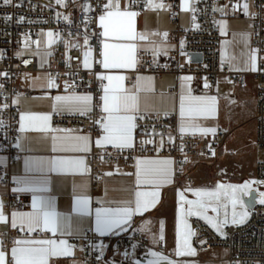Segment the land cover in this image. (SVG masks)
I'll return each instance as SVG.
<instances>
[{
  "label": "snow or ice",
  "instance_id": "snow-or-ice-1",
  "mask_svg": "<svg viewBox=\"0 0 264 264\" xmlns=\"http://www.w3.org/2000/svg\"><path fill=\"white\" fill-rule=\"evenodd\" d=\"M73 3L76 0H72ZM190 0H184L181 7L183 10H189ZM12 0H3L4 5H9ZM57 5L62 7L68 6V0H55ZM135 0H125L122 4L121 0H101L99 13L95 19L88 16L92 12L93 6L90 3L80 5L82 12L85 14L83 31V41L80 42V33L77 32L76 38L63 40L65 53L64 63L70 70L63 74L45 73L43 75L32 76L25 73V79L30 81V87L40 89L43 95L36 97L40 100L51 101V112L49 113H21L19 116V130L21 132L37 131L43 134H52L53 152H71L83 155L59 156L49 160H32L24 161L25 170L27 172H57V173H88L90 167L87 164L86 154L92 151L93 146L103 150L107 155L108 147L123 154L127 151L129 154L137 150L146 151V145H154L153 151H159L165 147V141L162 133H156L153 128L152 133L147 134L149 138L142 139L137 145V130L142 127L139 121L148 118L154 107L149 103L150 99L156 95L154 78L151 76H143L136 74L134 77L127 75L128 72H137L140 58L137 55V41L147 39L146 33L137 32L136 17L138 12L131 10ZM149 7L165 8L163 3H154L153 0H146ZM193 12L195 8L191 9ZM244 13L249 14V4H243ZM223 13V8L214 9ZM57 19H63L68 24L73 21L70 15L56 13ZM11 19V17H7ZM195 20V17H193ZM24 21L20 17L18 23ZM89 26L94 27L96 31L89 33ZM79 27V26H77ZM195 27H199L195 25ZM221 32L223 33L226 24L221 22ZM167 33H163V37L167 38ZM38 36H46V47L51 48L53 44L61 39L59 32L48 31L47 33H39ZM93 37L99 40L98 48H93L90 41ZM183 43V42H182ZM36 46V51L31 52L33 56L40 57V67L44 68L48 64L49 58L53 55L52 51H40L41 40H32L25 34L23 41V50L16 53L17 57L25 54V51ZM72 49H78L80 56L73 57L69 55ZM151 51L153 55V63H156V57L163 51L166 54V48L153 44L151 48L145 49ZM96 52L97 56L93 53ZM3 54L0 53V58ZM78 61L77 70L71 71L72 61ZM257 57L255 50L249 56V70L257 71ZM23 63L28 65L30 60H24ZM99 67L103 71H95V67ZM83 68L92 73L95 80L99 81L98 102L94 104V96L91 92H77L78 83L75 77L79 76V69ZM61 75L73 77L71 80H64L63 85L59 83ZM7 72H0V77H7ZM193 79L191 76L181 78V93L179 96V125L178 131L181 137L184 133L192 129L194 132L199 131L202 136L209 133L216 134L215 127H202L194 123V118L213 117L217 113V98L214 96H195L188 87V82ZM126 82H130V85ZM63 87V92L52 95L54 89ZM204 87H209L205 79ZM4 84L0 83V94ZM163 95V94H161ZM22 95L18 94L12 100L13 105H18ZM9 104H0V109H7ZM95 108H99L100 116L94 120V125L99 129V135L93 139L88 134H77L78 129H60L53 128L51 121L53 115H80L88 116ZM167 115V112L164 113ZM157 113V119H159ZM190 118V119H186ZM4 121L0 120V127H3ZM62 133V135H60ZM159 135L161 138L156 141L154 137ZM174 138L169 133L168 144L171 145ZM20 145H17L19 147ZM212 155H215L211 145L208 146ZM180 151L183 152V144L180 145ZM101 163H104V156L99 157ZM174 161L171 158H153L140 156L135 158L134 172L129 175L134 176V199L119 202L122 206L115 208H96L95 209V232L101 236L109 233L116 234L117 231H127L126 226H131L133 217L143 215L150 209L154 208L159 202L160 191L162 187L173 183L174 177ZM119 171V169H117ZM179 171H183L181 167ZM106 175H112L111 172ZM16 183L21 185L13 189L14 192H31V211H12L6 214L5 205L0 199V225H6L10 230H18L28 233L26 238H13L10 250L5 244L7 233L0 232V264H55V260L59 258H74L76 245L69 243L68 239L60 238H32V233H51L53 237L59 234L60 237H83L82 229L74 224V215L78 218L91 216L90 198L87 195H76L73 200L70 213H60L56 210L55 199L50 196L38 195V193H46L49 191L47 179H17ZM264 184V181H246L243 184H223L217 183L214 188H185L178 190L179 195V214L177 229V245L174 254L177 257H194L197 250L191 244V238L196 233L190 228L187 217L197 216L209 224L217 233L225 235L222 231L223 227L229 223V213L227 211L231 206V224L239 225L248 218V206L245 204L243 197L249 196L254 190V184ZM142 186H151L152 191H142ZM192 192L196 197L195 200H189L185 196V192ZM258 202L264 205V191L258 192ZM251 203V202H250ZM185 205L187 206L185 208ZM244 209L237 211V207ZM217 213L216 217L207 215L208 209ZM224 209L223 219H219L220 209ZM74 214V215H73ZM149 221H144L141 231L148 228ZM163 221L160 223L159 237L153 236V243H159L164 240ZM206 241H201V245ZM101 256L103 254V245H94ZM135 248V245H133ZM83 249H81L82 251ZM10 254V259H9ZM153 259L148 264H190L188 261H176L159 252H150ZM100 259V256L97 257ZM73 264H76L73 259ZM135 264H140L137 260Z\"/></svg>",
  "mask_w": 264,
  "mask_h": 264
},
{
  "label": "built area",
  "instance_id": "built-area-1",
  "mask_svg": "<svg viewBox=\"0 0 264 264\" xmlns=\"http://www.w3.org/2000/svg\"><path fill=\"white\" fill-rule=\"evenodd\" d=\"M167 3L168 16L174 25L172 38L177 43L174 51L167 53L163 59L156 57V63H153V55L149 51H139L137 53L140 58L137 72H147L153 74L175 73L180 75L183 73L194 76L193 91L198 94L215 92L219 79L222 74L233 81L239 89H243L246 85L247 75L244 72L233 71L225 61L221 59L219 52L220 33H219V13L214 11L220 5H228L236 12L242 13L243 4H249L250 15L253 19V49L258 55V68L254 72L258 78L256 87L257 110H256V126L254 133V144L264 153V0H193L191 10L190 24L187 28H182L179 21L180 0H161ZM101 0H68V6L62 7L55 3V0H12L9 5H4L0 0V49L3 54L0 58V72H7V77H0V83L4 84L2 94H0V104L7 103V109H0V120L4 121L3 127H0V153L7 155L8 163L12 164L16 161H22L25 153L20 149L21 131L19 130L20 107L13 105L12 100L18 94L29 95V91H23L18 85L19 77L27 71L39 70V56L31 55V52L25 51L21 57H17L16 53L23 50L22 40L27 34L32 40L40 39L38 36L42 31H53L61 34V39L52 45L48 51H52L53 55L49 58L48 64L41 68L47 73H65L70 71L64 63L65 48L63 40L76 38L77 32L80 33L79 39L83 41V31L85 14L82 12L80 5L90 3L93 11L87 15L93 19L99 13ZM146 0H135L131 10L138 13L143 12L147 8ZM70 15L73 23L70 25L63 19H57L56 13ZM11 19H7V17ZM20 17L24 18L22 23H18ZM195 17V20H193ZM198 25L199 27H195ZM79 26V27H77ZM89 33L96 31L94 27L89 26ZM183 42V43H182ZM93 48H98L99 40L95 37L90 41ZM32 51H36V46L32 45ZM198 53L201 59L192 61L191 55ZM69 55L73 57L80 56L78 49H72ZM97 56V53H93ZM185 56L190 62L183 63L181 57ZM24 60H30L31 63L25 65ZM75 59L72 61L71 71L77 70ZM95 71H103L99 65ZM133 73L132 74H136ZM73 77L61 75L58 81L63 85L64 80H71ZM78 83L77 92H91L94 96V104L98 102L99 81L95 80L92 73L79 69V76L75 77ZM205 79L209 87L205 88ZM63 88V87H62ZM149 114L148 118L139 121L142 125L137 130L136 141L149 138L147 134L152 133L155 128L156 133H162L168 136L169 133L174 138L173 144L169 145L168 141L165 147L159 152L153 151L154 145L149 144L145 147L146 151H135L129 154L125 151L123 154H117L114 149L108 147L107 155L101 149H93L87 155L90 165V179L92 189H97L104 180L107 164H116L123 167H131L134 165L135 158L140 156H150L162 154L171 157L175 162V178L178 185L184 188H192L196 185V180L192 172L203 163H212L217 159L224 157V145L229 137L230 130L220 125L217 127L215 135L209 133L202 136L201 133H184L178 131L179 116L177 113H159ZM100 116L99 108H95L88 116L80 115H53L52 123L55 125H75L81 132L90 133L92 136L99 134V129L94 125V120ZM159 135H156L157 137ZM183 144V152L180 151V145ZM211 145L215 151L212 155L208 146ZM104 156V163H101L99 157ZM216 164V175L223 179L225 177L242 176L241 167L235 166V171L226 170V167H218ZM183 171H179L180 168ZM236 174V175H235ZM248 176L264 179V157L257 160L252 169L247 172ZM220 183L224 184L221 180ZM0 184L7 185L12 188L17 183L12 178L8 166L0 165ZM212 185V182H208ZM5 208L9 210L24 211L29 206L27 196L21 192H14L10 189L5 195ZM247 220L239 225L226 224L223 227L225 235L215 232L209 225L197 216L189 217L191 229L196 233L191 238L193 246L197 253H212L220 247L226 248L228 252V264H264V205L258 202L252 207H248ZM7 233L5 244L10 250L13 238H24L28 236L26 232L18 230H4ZM41 233H32L31 237L41 236ZM46 236H52L47 233ZM69 243L76 245V251L80 252L81 264H112L113 262H130L135 259L150 258V241L148 235L134 228L130 231L109 234L101 236L93 229H86L83 237L71 236L67 238ZM201 241H206L201 245ZM94 245H103V254L94 247ZM135 245V248H133ZM81 249H83L81 251ZM155 250L170 259L175 258L173 252L169 251L164 243L155 247ZM100 256V259L97 257ZM214 256V254H213ZM10 259V258H9Z\"/></svg>",
  "mask_w": 264,
  "mask_h": 264
},
{
  "label": "crops",
  "instance_id": "crops-1",
  "mask_svg": "<svg viewBox=\"0 0 264 264\" xmlns=\"http://www.w3.org/2000/svg\"><path fill=\"white\" fill-rule=\"evenodd\" d=\"M125 0H121L123 4ZM154 3H164L161 0H153ZM184 0H180V13L179 21L182 28H187L190 24L191 16V6L193 0L189 2V10H183L181 5ZM168 8H152L147 6V8L139 13L136 17V29L137 32L146 33L147 39L137 41L140 46L138 51H144L145 49L151 48L153 44L160 45L166 48V54L174 51L177 48V43L172 38V33L174 30V25L168 16ZM218 8H223L224 11L219 13V33H220V43L219 52L221 59L226 62V64L233 70L244 72L247 75L246 85L243 89H239L233 81L228 79L226 75L222 74L219 79V84L213 93H203L198 94L193 91L194 76L191 74H180L175 73H163V74H153L147 72H139L136 74L143 76H151L154 78L156 95L152 97L149 103L154 107L151 114L157 113H177L179 116V96L181 93V78L185 76H191L193 79L188 82V87L191 88L192 94L195 96H214L217 98V113L213 117L207 119L204 118H194V123L199 124L202 127H215L224 125L230 130L229 137L227 138L223 151L234 152L240 145L244 144L247 138L254 137L255 126H256V110H257V96L256 87L258 85V78L255 77L254 72L249 70L248 60L249 56L253 52V19L249 14L244 12L238 13L232 7L228 5H220ZM221 22L226 24L224 32H221ZM163 33H167V38L163 37ZM148 51V50H146ZM151 52V51H149ZM162 51L157 57L163 59L166 55ZM256 63L258 68V55ZM183 63L190 62L185 56L181 57ZM25 73H30L32 76L43 75L47 73L42 70L39 62V70L37 71H27L20 75L18 80V85L23 91H29V95H22L21 101L18 104L20 107V114L26 112L33 113H49L51 112V101L40 100L36 97L43 95L40 89H33L30 87V81L25 79ZM132 72H128L127 75L135 76ZM130 85V82H126ZM52 95L62 93L63 88L51 90ZM83 93V92H80ZM163 94V95H161ZM16 98V96H15ZM14 98V99H15ZM190 119V118H186ZM180 121V117H179ZM53 128L60 129H78L75 125H55L51 122ZM79 130V129H78ZM186 133H200L199 131H193L190 129ZM77 134H84V132L79 131ZM90 134V133H88ZM52 134H43L37 131H27L21 132L20 149L25 153V157L22 161H16L12 164L8 163L7 155L0 153V165L8 166L12 178L16 181L17 179H47L49 191L46 193H38V195L50 196L55 199L56 210L60 213H70L73 204L74 197L76 195H87L90 198V209L91 216L78 218L74 215V224L78 225L83 233L86 229H95V209L96 208H115L122 206L119 202L134 199V192L136 190L134 185V176L129 175V173L134 172V165L131 167H123L116 164H107L105 166L106 173L111 172L112 175H106L104 177L101 185L93 190L91 186L90 172L88 173H57V172H27L25 170L24 161L26 159L32 160H49L53 157L59 156H73V155H83L71 152H53V141L51 139ZM62 135V133H60ZM91 135V134H90ZM99 135V134H98ZM98 135L92 136L95 139ZM160 136L154 137L156 141L160 140ZM165 143L168 141V136H163ZM110 147V146H109ZM93 149H99L93 146ZM162 150V149H161ZM159 150V152L161 151ZM86 154V160H87ZM146 157L153 158H171L160 153L155 155H150ZM172 159V158H171ZM173 160V159H172ZM259 160V159H258ZM174 161V160H173ZM257 161V160H256ZM87 164L89 162L87 160ZM90 167V165H89ZM173 183L166 185L159 189L160 197L159 202L156 206L143 215H136L133 217L131 226H126L127 231L134 228L141 229L144 221H149L148 228L144 232L148 235L150 241V252H157L155 247L161 243H164L166 248L174 253L177 245V229L178 225V214H179V195L178 190L185 189L177 184L175 178V163ZM119 169V171H117ZM216 168L210 163H203L198 165V167L192 172L193 177L196 180V185L192 189L206 188L212 189L221 180L226 184V179L232 180L233 178L225 177L224 179L219 178L216 175ZM212 182V185H208V182ZM21 185L16 184L14 187L10 188L7 185L0 184V199L5 202V195L10 189H14ZM142 191H152L151 186H142L140 188ZM27 196L29 200V206L24 211H31V192H21ZM185 196L189 200H195L196 197L192 192H185ZM244 198V197H243ZM187 206L185 205V208ZM6 214H10L12 211H19L16 209L7 210L4 208ZM215 214L208 209L207 215ZM201 219V218H200ZM188 223L189 217H187ZM203 220V219H201ZM163 221L164 229V240L159 243H153V236L159 237L160 223ZM204 221V220H203ZM205 222V221H204ZM206 223V222H205ZM207 224V223H206ZM209 225V224H207ZM210 226V225H209ZM211 227V226H210ZM191 228V226H190ZM212 228V227H211ZM9 229L6 225H0V232ZM213 229V228H212ZM215 231V229H213ZM95 231V230H94ZM127 231H117V233H123ZM223 231V229H222ZM216 232V231H215ZM224 232V231H223ZM116 233V234H117ZM47 233H42L41 236H35L32 238H54L60 239L68 237H60L57 234L55 237L46 236ZM51 234V233H50ZM112 234V233H109ZM107 234V235H109ZM219 234V233H218ZM52 235V234H51ZM105 236V235H104ZM26 238V237H24ZM192 241V240H191ZM214 255L216 251L213 252ZM80 252L75 251L74 258H59L55 260V264H73V259L76 264H81ZM175 255V254H174ZM10 258V254H9ZM153 259L151 256L145 260L135 259L130 262H113L112 264H135V261H139L140 264H145L144 262ZM176 261H188L185 258H173ZM52 264V262H50ZM164 264V262H162Z\"/></svg>",
  "mask_w": 264,
  "mask_h": 264
},
{
  "label": "rangeland",
  "instance_id": "rangeland-1",
  "mask_svg": "<svg viewBox=\"0 0 264 264\" xmlns=\"http://www.w3.org/2000/svg\"><path fill=\"white\" fill-rule=\"evenodd\" d=\"M42 32L47 33L48 31H42ZM46 39H47L46 36H40V40H41L40 51L41 52L48 51V48L46 47V43H45ZM23 41H24V38L22 40V46H23ZM28 52H34V51L28 50ZM0 53H1V49H0ZM39 62H40V57H39ZM253 139H254L253 137L247 138L244 141V144H242V146L240 145L236 150H234V152L224 151L223 158L217 159L213 161L212 163H210L216 169H217L216 164L218 163L219 164L218 167L219 166L226 167V170H230V171H235V166L237 165L241 167V170L239 171L242 172V176H237L235 174L236 176L230 177V178H233L232 180H229V179L225 180L226 184L240 185L246 181H264V179H258L256 177L247 175V172L254 167L256 160L264 157L263 151L254 144ZM252 187L254 189L253 191H255L257 194V200H258V192L264 191V184L257 183V184H254ZM243 210L244 209L239 208V206L237 207L238 212H241ZM227 211L229 213V217H228L229 223H231V206L230 205ZM223 213H224V209L221 208L220 213H219V219H223ZM209 216L216 217L217 213L210 214ZM190 242L193 246L192 241ZM215 251L217 255H214V256H213V253L212 255L209 253H202V254L197 253V255L194 257H187V256L185 257L176 256V257L188 259V262H190V264H228V260H227L228 252L226 248L220 247V248H217ZM148 261L144 263L148 264Z\"/></svg>",
  "mask_w": 264,
  "mask_h": 264
},
{
  "label": "water",
  "instance_id": "water-1",
  "mask_svg": "<svg viewBox=\"0 0 264 264\" xmlns=\"http://www.w3.org/2000/svg\"><path fill=\"white\" fill-rule=\"evenodd\" d=\"M191 59L192 61H198L201 59V55L198 53H194L191 55ZM243 199L248 207H252L255 204V201H257V194L255 191H252L249 196H246Z\"/></svg>",
  "mask_w": 264,
  "mask_h": 264
}]
</instances>
